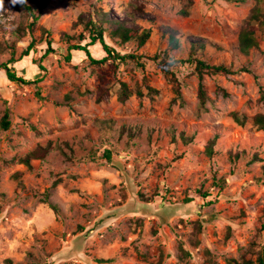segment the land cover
I'll return each mask as SVG.
<instances>
[{
    "label": "rangeland",
    "instance_id": "obj_1",
    "mask_svg": "<svg viewBox=\"0 0 264 264\" xmlns=\"http://www.w3.org/2000/svg\"><path fill=\"white\" fill-rule=\"evenodd\" d=\"M188 1L50 0L33 35L21 37L29 22L15 0H0V64L36 40L15 65L27 83L0 71V264H260L264 130L254 118L264 113V0H190L191 8ZM258 11L259 48L246 56L239 36ZM98 13L110 19L107 44L139 56L145 68L135 61L94 65L79 51L66 60V36L75 44L84 35L88 44L79 21H97ZM118 22L150 29L151 38L142 48L136 39L122 43L112 37ZM48 41L55 52L47 53ZM198 43L204 48L192 53ZM90 51L106 57L101 44ZM192 54L257 77L206 75L203 108L196 66L183 62ZM167 66L183 94L175 103ZM122 83L132 92L125 101ZM146 83L159 94L150 96ZM7 109L11 127L4 131ZM49 143L54 149L31 168L20 163ZM221 179L228 181L223 189L215 184Z\"/></svg>",
    "mask_w": 264,
    "mask_h": 264
},
{
    "label": "trees",
    "instance_id": "obj_2",
    "mask_svg": "<svg viewBox=\"0 0 264 264\" xmlns=\"http://www.w3.org/2000/svg\"><path fill=\"white\" fill-rule=\"evenodd\" d=\"M38 0H15V9L23 15L27 21L29 22L28 25L22 24L19 28V35L21 37H24L26 34H31L33 35L35 31V27L37 26L39 20H40V14L41 11L47 6L50 0H40V4L38 6V13H36L35 8L33 7V3H36ZM189 8L193 5L192 1H188L187 4ZM183 15L188 16L189 11L186 9L182 13ZM259 11L255 14L252 15L249 20L248 24L242 30L239 36V45H240V50L241 52L248 56L250 55L251 51L255 48H259V40L257 37V27L253 25V21H259L258 18ZM110 22V19L107 17L106 14L104 13H98L97 14V21L93 20V18L86 19V18H80L79 23L83 25L84 31L88 34V39L90 42L88 44L83 45L82 42L86 39L84 35H81V41L75 44H70V42L76 41L75 36H66L69 46H68V53L66 56L67 61L72 60V51H79V52H84L86 53L88 59L90 62L94 65H106L108 63H111L113 66L118 67L119 64L121 63H126L128 61H135L139 66L142 68H145L143 64L140 63V57L135 55V54H121L120 52L116 51L113 47H111L109 44H107L105 37L107 33V29L105 25ZM115 30L112 34V37H119L122 40V43H127L133 39H136L138 43V47L142 48L145 46V44L148 42V40L151 38V30H144L142 33L139 32V30H134L130 29L126 23L123 22H118L115 24ZM169 38H170V44L173 47H178V39L175 37L173 33H168ZM101 44L105 53L106 57L103 59H95L90 51V47ZM36 45V40L33 39L32 42L29 44V46L20 54L18 58H16L14 55L12 58L6 62V63H1L0 64V71H5L8 79L11 82H22V83H27V81L18 76L17 70L15 65L23 60L24 58H28L31 54V52L34 50ZM201 44H195L192 45V53H197L199 48H204L200 47ZM12 48L14 46H11ZM9 48V46H7ZM55 52L54 49L52 48V43L51 41H48V50L47 53ZM14 53V52H13ZM195 54H192L190 59L188 61H183V62H188L192 63L196 66V71L199 74V77L201 79L200 81V88H199V98L201 101V104L203 108H205L206 103L208 102L209 98L207 95V92L205 90V86L203 84L204 77L206 75L208 76H217V75H224V76H234L238 75L241 73H248L251 75H254L257 77L252 70L249 68H242L240 70L234 71L231 68L225 66V65H211L207 63L206 61H203L196 56ZM41 69H44L43 65H39ZM164 69V72L166 74V77L175 85V94L176 97L173 100V102H177L178 100L183 99V94L181 90V86L178 83L176 74L172 71L171 68L167 67H162ZM146 89L149 92L150 96L159 94V91L151 87L146 83ZM108 91H102V93L99 96V100L101 101L105 96H107ZM139 97H144V92L142 90H139L137 92ZM261 100L264 103V88L261 87ZM121 100L125 101L128 98L132 96V92L129 90L128 85L126 83H122V90H121ZM235 115V120L244 125L245 123V117H241L238 114ZM11 111L10 109H7L5 111L4 117L2 119L1 125L2 129L4 131H8L11 127ZM254 126L258 130H264V113L258 114L254 118ZM183 140L185 143H189L191 141L190 138L185 137V134L182 136ZM215 142H211V144L208 147V153L212 155L213 153V145ZM54 148L52 147V143H49L47 146H39L36 150L30 152L27 156L21 158L19 161L21 164L26 165L27 167L31 168L32 166V160L35 159H43L45 158ZM110 153L106 155L108 159H110ZM220 189L225 188L227 186L228 181L225 179H221L218 182H216ZM52 208L56 213L59 212V209L55 205H51ZM101 262H109L107 260H101ZM260 264H264V254L260 256L259 258ZM7 264H12L11 260L7 261ZM231 264H238L236 261L232 260Z\"/></svg>",
    "mask_w": 264,
    "mask_h": 264
}]
</instances>
